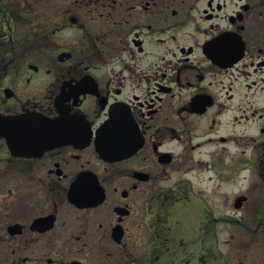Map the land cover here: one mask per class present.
<instances>
[{"label":"flooded vegetation","instance_id":"af4514ba","mask_svg":"<svg viewBox=\"0 0 264 264\" xmlns=\"http://www.w3.org/2000/svg\"><path fill=\"white\" fill-rule=\"evenodd\" d=\"M48 7L0 0V264H220L188 174L264 184V0Z\"/></svg>","mask_w":264,"mask_h":264},{"label":"rangeland","instance_id":"374dc122","mask_svg":"<svg viewBox=\"0 0 264 264\" xmlns=\"http://www.w3.org/2000/svg\"><path fill=\"white\" fill-rule=\"evenodd\" d=\"M27 1L37 4L36 12L28 11V16L40 15L41 10L38 7L44 8V13L48 16L52 14V9L48 7L52 0ZM251 173L252 169L237 173L235 180L228 184L217 179L214 172L209 170L194 169L188 174L197 203L202 202L205 206L213 208L216 216L234 219L231 224L220 223L218 226L216 253L219 260H214V263L218 261L220 264H264V223L259 230H253L257 226L255 219L264 216V184L249 191L253 183L249 184L247 174ZM174 180L176 178L171 181ZM247 193L249 199L244 202L243 207L236 209V197ZM192 208V203L186 202L177 214L184 229L193 225L190 218ZM210 251L206 255L207 258L212 255ZM189 264L199 262L195 260Z\"/></svg>","mask_w":264,"mask_h":264},{"label":"water","instance_id":"95a60500","mask_svg":"<svg viewBox=\"0 0 264 264\" xmlns=\"http://www.w3.org/2000/svg\"><path fill=\"white\" fill-rule=\"evenodd\" d=\"M24 117L22 116V117H14L13 119H15L16 121H21V122H23V119ZM78 191L76 190V189H73L72 190V194H74L75 195V197H77L76 195H78ZM239 201H241V198H239Z\"/></svg>","mask_w":264,"mask_h":264}]
</instances>
